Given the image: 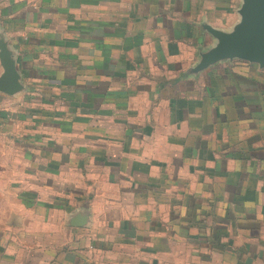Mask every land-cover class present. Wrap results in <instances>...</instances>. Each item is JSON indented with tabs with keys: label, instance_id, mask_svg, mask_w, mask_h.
I'll use <instances>...</instances> for the list:
<instances>
[{
	"label": "crops",
	"instance_id": "obj_1",
	"mask_svg": "<svg viewBox=\"0 0 264 264\" xmlns=\"http://www.w3.org/2000/svg\"><path fill=\"white\" fill-rule=\"evenodd\" d=\"M239 5L0 0V264H264V68L191 72Z\"/></svg>",
	"mask_w": 264,
	"mask_h": 264
},
{
	"label": "water",
	"instance_id": "obj_2",
	"mask_svg": "<svg viewBox=\"0 0 264 264\" xmlns=\"http://www.w3.org/2000/svg\"><path fill=\"white\" fill-rule=\"evenodd\" d=\"M238 20L229 28L222 29L209 23L203 28L214 38L213 45L199 52L192 73H199L226 60H244L264 68V0H240ZM0 91L16 94L25 90L15 53L8 41L0 36Z\"/></svg>",
	"mask_w": 264,
	"mask_h": 264
}]
</instances>
